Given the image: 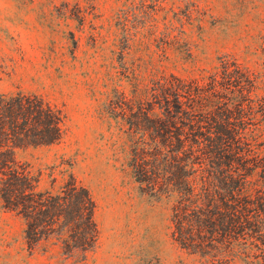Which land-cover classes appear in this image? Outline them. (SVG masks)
Segmentation results:
<instances>
[{
	"label": "rangeland",
	"instance_id": "374dc122",
	"mask_svg": "<svg viewBox=\"0 0 264 264\" xmlns=\"http://www.w3.org/2000/svg\"><path fill=\"white\" fill-rule=\"evenodd\" d=\"M259 37L264 0H0V93L42 94L65 115L58 143L19 157L34 169L71 162L89 190L99 240L86 264L190 263L167 205L127 173L125 127L103 110L113 89L132 94L157 66L205 74L222 54L258 70ZM23 227L0 200V264H70L51 242L29 248Z\"/></svg>",
	"mask_w": 264,
	"mask_h": 264
},
{
	"label": "trees",
	"instance_id": "16d2710c",
	"mask_svg": "<svg viewBox=\"0 0 264 264\" xmlns=\"http://www.w3.org/2000/svg\"><path fill=\"white\" fill-rule=\"evenodd\" d=\"M251 53L258 70L230 54L189 78L157 66L132 94L114 88L103 103L125 127L127 173L167 205L189 264H264V37ZM3 69L0 56V77ZM64 119L42 94L0 93V200L23 221L29 248L51 242L70 264H86L99 240L89 190L71 162L34 169L19 157L58 143Z\"/></svg>",
	"mask_w": 264,
	"mask_h": 264
}]
</instances>
